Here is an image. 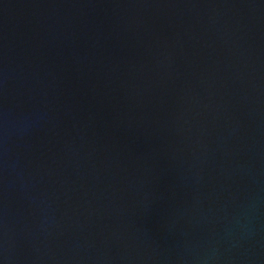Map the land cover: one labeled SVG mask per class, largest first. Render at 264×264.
Listing matches in <instances>:
<instances>
[{"label":"water","instance_id":"water-1","mask_svg":"<svg viewBox=\"0 0 264 264\" xmlns=\"http://www.w3.org/2000/svg\"><path fill=\"white\" fill-rule=\"evenodd\" d=\"M0 264H264V0H0Z\"/></svg>","mask_w":264,"mask_h":264}]
</instances>
